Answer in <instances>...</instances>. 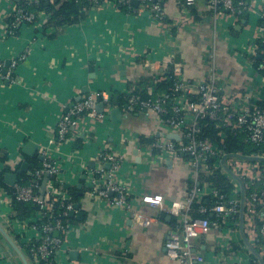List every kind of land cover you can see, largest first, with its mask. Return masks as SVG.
Instances as JSON below:
<instances>
[{"label":"crops","instance_id":"1","mask_svg":"<svg viewBox=\"0 0 264 264\" xmlns=\"http://www.w3.org/2000/svg\"><path fill=\"white\" fill-rule=\"evenodd\" d=\"M183 2L172 0L164 5L163 25L155 23L139 4L121 9L109 1L90 8L81 23L60 32L44 30L42 25H21L9 37L5 29L12 3H0V64L4 71L6 61L25 54L11 80H0V177L12 189L5 183V174L14 173L23 162L32 170L36 163L30 160L36 158L38 164L41 151L49 149L50 157L59 164V186L63 191L75 189L81 196L76 204L83 214L68 222L61 264H178L164 249L169 233L179 229L178 219L168 208L187 194L194 174L185 156L163 162L149 159L145 148L150 143L144 141L153 142L168 133L151 111L128 109V93L146 97L150 86L155 94L164 93L173 77L171 63L176 61L186 80H208L213 70L227 104L264 103V59L258 67L253 63L263 54H258V29L264 0H249V10L241 18L216 22L205 0H195L190 7ZM87 88L109 94L110 102L103 108L122 109L121 122L114 123L108 111L104 121L89 126L86 137H70L61 147L49 145L61 115L79 95L89 93H82ZM217 138L222 144L223 136ZM27 142L37 145L31 157L23 152ZM102 150L125 155L118 178L131 187L135 197L162 195L163 209L133 198L134 209L156 218L150 227L87 194L86 177L98 169L96 155ZM12 201L0 184V227L27 256L25 246L34 235L25 220L31 215L19 214ZM221 237L212 232L198 239L206 264H216L212 247ZM27 260L33 264L28 256ZM0 264H21L1 231Z\"/></svg>","mask_w":264,"mask_h":264},{"label":"built area","instance_id":"2","mask_svg":"<svg viewBox=\"0 0 264 264\" xmlns=\"http://www.w3.org/2000/svg\"><path fill=\"white\" fill-rule=\"evenodd\" d=\"M15 1L17 0H0V3H12L9 4L5 29L8 37L14 36L21 25L40 27L45 19L43 12L35 13L28 10V7L36 4L38 0H24L21 6ZM53 1L48 0L50 3ZM89 1L93 8L109 1L118 7L129 8L133 1H137L146 8L155 23L163 25L164 5L172 0ZM194 1L184 0L183 3L186 7H190L194 5ZM205 2L214 22L227 21L230 17L237 19L243 12L249 10V5H244L241 0H205ZM258 30H260L261 43H264V29ZM250 54L254 53L251 51ZM24 58L25 54H21L11 60L4 76L2 72L5 66L1 63L0 80L10 81L13 70ZM211 73L208 80H186L182 78L181 64L174 61L171 63V74L174 78L168 93L155 94L153 86H150L146 97L131 92L127 94L125 102L128 109L148 110L154 113L167 133L176 134L180 139L172 141L164 137L154 140L145 148L149 159L163 162L178 160L180 155L185 156L187 165L194 174L193 185L187 194L180 200L172 202L168 208V213L178 219L179 229L170 232L164 243L167 257L178 264H206L204 256L199 252L201 245L197 241L200 237H207L214 232L222 235L221 240L212 247L216 264H257L239 238L240 193L236 183L229 178L234 189L228 198L208 184L198 186L197 183L200 174L207 173L208 163L221 170L220 160L226 154L212 142L202 138L204 125H201V121L219 123L234 133L243 134L245 143L260 147L264 144V112L256 104L242 103L241 106H237V103H225L216 85L215 72L212 70ZM109 102L110 95L101 91L89 92L79 101L73 102L57 122L55 135L49 141V145L61 147L70 142V137H86L89 126L104 121L108 115L107 107L103 108L102 112H98L97 105H105ZM49 154V149L44 148L41 151L40 166L23 173V176L20 175L9 192V197L15 202L40 206L39 212L25 220V225L34 235V239L27 243L28 258L33 264H61L62 245L68 233V222L65 223L61 216L66 217L74 210L69 195L58 183L59 164ZM96 156L99 166L86 177L87 194L106 201L110 207L129 212L132 218L145 228L157 222L154 216L134 209L133 198L138 199L143 205L163 209L162 195L142 194L135 197L131 187L119 181L118 172L126 159L124 154L102 150ZM256 156H264V154ZM105 165L109 166L107 170L104 169ZM226 165L243 183L244 180L250 182L244 183L246 200L243 228L247 239L254 247L256 238L261 237L264 240V165L236 158L226 160ZM45 176H47L45 194L40 200V185ZM258 184L261 187H258ZM206 197L212 199L211 205L209 208H201L199 213H209L213 218L194 217L193 203H200ZM56 206L63 209L61 216H55ZM42 220L43 222L39 223ZM259 247L261 250L259 254L263 257L264 245Z\"/></svg>","mask_w":264,"mask_h":264},{"label":"trees","instance_id":"3","mask_svg":"<svg viewBox=\"0 0 264 264\" xmlns=\"http://www.w3.org/2000/svg\"><path fill=\"white\" fill-rule=\"evenodd\" d=\"M244 2V5H249V0H241ZM18 6L23 5L24 0L15 1ZM92 8L89 0H54L53 3L48 2V0H38L36 4L28 7L29 11L39 13L43 12L45 14L44 23L42 24V28L45 30L47 28H54L57 32L62 31L63 29L77 25L81 23L86 18V12ZM121 9L125 7L120 6ZM246 15V12H243L238 18H241ZM259 27L264 29V19L259 21ZM263 52V54H259V52ZM258 54L261 59L258 58L253 59V63L255 67H258L262 60L264 59V43L259 42L258 44ZM173 83V77L168 79L167 90L164 93H168ZM262 111L264 112V103L257 104ZM209 124L208 128H203L202 138L209 140L212 144L216 145L218 148L222 149L226 154H241L243 156H256L264 154V144L260 147H255L249 145L243 141V134L234 133L228 128H224L220 126L217 128H213V125L216 123H206L205 120L201 121V125ZM214 125V126H215ZM218 134H221L224 138L223 143H219ZM145 143H152L151 139L144 141ZM37 164L36 158H32L30 162L32 164ZM31 165V168H37L40 166L41 162L37 165ZM264 165V163H261ZM208 171L207 173H201L199 176V181L197 184L200 186L201 184H208L211 188H214L225 197L228 198L232 193L234 186L231 184L229 178L219 169L213 167L212 163H208ZM24 174H21L23 176ZM20 176V177H21ZM244 183H250L247 180H244ZM0 184L5 188L7 192H10V187L6 186L3 182V177H0ZM193 185V184H192ZM261 187L260 184L257 185ZM65 192L71 195L70 201L74 204L78 203V200L81 196H79L75 189L64 190ZM248 192V191H247ZM212 199L210 197H206L200 203H193L192 205V213L194 217L198 218H209L212 219V215L208 214H200L199 210L201 208H209L211 205ZM13 207L15 211H17L21 215H33L40 210V206L35 204H24L20 202L12 201ZM63 209L59 207H55V216H59ZM61 216V215H60ZM62 220L66 222L72 221V218L68 216H61ZM39 221V223H42ZM254 247L257 253H260L259 249L261 245H264V240L261 237H258L254 240ZM25 251L28 256V246H25ZM264 257V256H263ZM29 259V258H28ZM264 259V258H263Z\"/></svg>","mask_w":264,"mask_h":264},{"label":"water","instance_id":"4","mask_svg":"<svg viewBox=\"0 0 264 264\" xmlns=\"http://www.w3.org/2000/svg\"><path fill=\"white\" fill-rule=\"evenodd\" d=\"M133 4L138 5L137 1H133ZM9 66V61H6V67ZM4 74L6 73V70L3 72ZM89 89L87 88L85 92L83 91L82 93H88ZM81 98V95L78 96V98L74 101H79ZM116 97H114L113 100H115ZM72 105V104H71ZM70 105V106H71ZM69 106V107H70ZM98 112H102L103 110V105L98 104L96 107ZM121 116H122V109L120 108H114L109 111V118H111L114 123H120L121 122ZM167 139L172 140V141H179V137L176 134L173 133H168L166 136ZM37 150V145L32 143V142H27L26 145L23 148V152L25 153L26 156L31 157L35 154ZM137 154V151L134 153ZM230 158H236L245 162L249 163H264V156H243L241 154H224L220 160V168L221 170L228 176V178L232 179L240 193V202H239V212H238V219H239V225H238V233L240 236V240L243 243V245L246 247L247 251L249 254L256 260L257 264H264V259L263 257L256 252L255 248L253 245L249 242L247 239V236L244 232L243 228V223H244V211H245V200H246V190L244 187L243 181L236 176L230 168L226 165V160ZM39 159L42 160V156H39ZM106 168H108V165H105ZM29 169V164L27 162L21 163V166L19 169H17L14 173H7L4 176L5 183L9 186H14V184L17 182L18 176L21 174L27 172ZM82 179H85V176L82 177ZM46 181H47V176L44 177V179L41 182L40 185V190H39V198L40 200L43 199V196L45 194V188H46ZM78 189H80V186H78ZM83 216L82 213H79V205L75 204L74 205V210L69 213V217L71 218H76V219H81ZM0 231L2 235L5 237L7 240L8 244L10 247L15 251L16 255L21 261V264H29L27 260V256L18 248V246L13 242L11 237L2 230L0 227ZM72 255V252H71Z\"/></svg>","mask_w":264,"mask_h":264}]
</instances>
